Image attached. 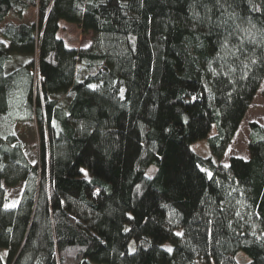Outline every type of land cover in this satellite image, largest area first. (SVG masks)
<instances>
[{
	"label": "trees",
	"instance_id": "obj_1",
	"mask_svg": "<svg viewBox=\"0 0 264 264\" xmlns=\"http://www.w3.org/2000/svg\"><path fill=\"white\" fill-rule=\"evenodd\" d=\"M0 34V264H264V124L215 160L264 80V0H0Z\"/></svg>",
	"mask_w": 264,
	"mask_h": 264
},
{
	"label": "rangeland",
	"instance_id": "obj_2",
	"mask_svg": "<svg viewBox=\"0 0 264 264\" xmlns=\"http://www.w3.org/2000/svg\"><path fill=\"white\" fill-rule=\"evenodd\" d=\"M34 17V12H30V19ZM57 35L63 38L69 46L86 47L90 44L92 34L84 35L76 23L61 20ZM252 121L264 124V80L225 155L221 159H215L217 162L227 165L232 156L249 157V124ZM16 130L19 133L21 142L23 141L25 153L29 155L31 161H34L37 159L39 153V138L35 123H32L30 120L21 122L18 124ZM192 147L203 156L207 157L212 155L207 138L194 142ZM148 174H150V172ZM85 176H87V174H85ZM20 193L21 187L9 189V205L13 203H15V205L17 204ZM133 249L134 244L131 245V250ZM237 260L241 264H247L250 261V257L245 252L240 251L237 254Z\"/></svg>",
	"mask_w": 264,
	"mask_h": 264
},
{
	"label": "crops",
	"instance_id": "obj_3",
	"mask_svg": "<svg viewBox=\"0 0 264 264\" xmlns=\"http://www.w3.org/2000/svg\"><path fill=\"white\" fill-rule=\"evenodd\" d=\"M10 20L17 21V22L20 21L18 18L14 17V16H11L10 17ZM30 20H33V19H30V16H29V21ZM1 42H4L6 44H9V40L6 37H4L3 35L0 34V43Z\"/></svg>",
	"mask_w": 264,
	"mask_h": 264
},
{
	"label": "snow or ice",
	"instance_id": "obj_4",
	"mask_svg": "<svg viewBox=\"0 0 264 264\" xmlns=\"http://www.w3.org/2000/svg\"><path fill=\"white\" fill-rule=\"evenodd\" d=\"M83 171V170H82ZM6 207H15V203L10 204V205H6ZM127 231V230H126ZM177 235H182L181 233H177ZM169 251H171V249H169Z\"/></svg>",
	"mask_w": 264,
	"mask_h": 264
}]
</instances>
